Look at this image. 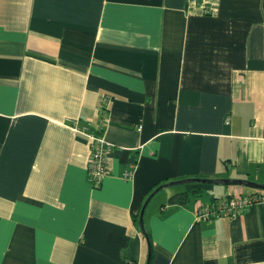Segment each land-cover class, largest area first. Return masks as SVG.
Returning <instances> with one entry per match:
<instances>
[{"label": "crops", "instance_id": "0c3cea01", "mask_svg": "<svg viewBox=\"0 0 264 264\" xmlns=\"http://www.w3.org/2000/svg\"><path fill=\"white\" fill-rule=\"evenodd\" d=\"M186 178L264 184V0H0V264H145L133 216ZM238 189L263 199L197 218ZM252 189H159L149 263L264 264Z\"/></svg>", "mask_w": 264, "mask_h": 264}, {"label": "built area", "instance_id": "2783aa9c", "mask_svg": "<svg viewBox=\"0 0 264 264\" xmlns=\"http://www.w3.org/2000/svg\"><path fill=\"white\" fill-rule=\"evenodd\" d=\"M111 144L101 134L89 135V158L87 162V178L92 185L101 183L107 173L108 153ZM130 170L123 175L129 176ZM257 192V191H256ZM263 199L261 191L258 193H244L240 189L232 191L223 199L211 206L197 205L195 214L197 218L207 219L211 216L233 215L246 210L248 206Z\"/></svg>", "mask_w": 264, "mask_h": 264}, {"label": "water", "instance_id": "95a60500", "mask_svg": "<svg viewBox=\"0 0 264 264\" xmlns=\"http://www.w3.org/2000/svg\"><path fill=\"white\" fill-rule=\"evenodd\" d=\"M186 182H205V183H212V184H224V185H241L244 187L254 188V189H260L264 190V184L252 182L246 179H229V178H186V179H180L177 181H171L165 184L158 185L147 197L145 202L143 203L140 211H139V218H138V225L141 229V232L145 236L148 244V252H147V259L145 264H149L150 260V254H151V243L149 240V236L145 230L144 225V210L148 203V201L151 199V197L157 192L159 189L166 185H172V184H179V183H186Z\"/></svg>", "mask_w": 264, "mask_h": 264}, {"label": "trees", "instance_id": "16d2710c", "mask_svg": "<svg viewBox=\"0 0 264 264\" xmlns=\"http://www.w3.org/2000/svg\"><path fill=\"white\" fill-rule=\"evenodd\" d=\"M187 199H188L187 192H179L171 195L168 200L170 203H184ZM138 218H139V212H136L135 215L133 216V220L136 224H138Z\"/></svg>", "mask_w": 264, "mask_h": 264}, {"label": "rangeland", "instance_id": "374dc122", "mask_svg": "<svg viewBox=\"0 0 264 264\" xmlns=\"http://www.w3.org/2000/svg\"><path fill=\"white\" fill-rule=\"evenodd\" d=\"M245 189H246V190H249V191H250V190H253L252 188H249V187H245Z\"/></svg>", "mask_w": 264, "mask_h": 264}]
</instances>
